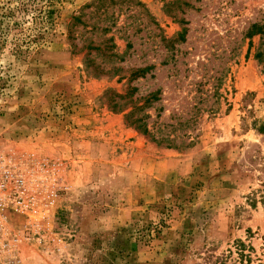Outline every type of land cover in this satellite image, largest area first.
<instances>
[{"label":"rangeland","instance_id":"1","mask_svg":"<svg viewBox=\"0 0 264 264\" xmlns=\"http://www.w3.org/2000/svg\"><path fill=\"white\" fill-rule=\"evenodd\" d=\"M96 1L0 0V264H264V0Z\"/></svg>","mask_w":264,"mask_h":264},{"label":"trees","instance_id":"2","mask_svg":"<svg viewBox=\"0 0 264 264\" xmlns=\"http://www.w3.org/2000/svg\"><path fill=\"white\" fill-rule=\"evenodd\" d=\"M102 2L103 0H97L96 4H99L100 6V3L102 4ZM127 2L129 3V5H134L136 7H142V8L144 7L143 4L138 0H127ZM143 10H145V7L143 8ZM73 20L74 21L72 24L74 25L80 22L81 18L79 16H74ZM260 29H261V26H259L258 24H252L251 30L249 31L248 34L251 36L257 31H260ZM130 46L131 44L128 43L127 47H130ZM95 49H100V46H95ZM256 55L257 57L261 56V52H258ZM149 68L150 66H145L143 68L136 69L135 72L145 73ZM263 71H264V63H263ZM152 98H153V94L149 95V97L146 98L145 101L149 102L150 99ZM117 105H118V102H115L114 106H117ZM143 108H144L143 105L130 106L129 111H127V113L125 114V119L127 123L133 126L136 130L143 133L144 135H147L152 141L156 142L157 144L165 143L166 146H169V147L172 146L174 137H171V134H166L162 137H157L155 136L153 131L150 130V128L148 127V123L146 122L147 118L149 117L148 114H144V113L141 114ZM251 251H253L251 246H247L244 242L238 240L237 242H235V246L233 249H227L226 254L223 253L221 256H216L211 262L214 264L215 263L217 264H236V262L238 261V264H249ZM234 254L236 255V257H233Z\"/></svg>","mask_w":264,"mask_h":264},{"label":"built area","instance_id":"3","mask_svg":"<svg viewBox=\"0 0 264 264\" xmlns=\"http://www.w3.org/2000/svg\"><path fill=\"white\" fill-rule=\"evenodd\" d=\"M6 178L7 175L4 174L0 166V219H6V212H9L10 209L14 211H23L27 206L20 196L18 185H16L17 188L14 191L13 200H11L10 194L6 192Z\"/></svg>","mask_w":264,"mask_h":264}]
</instances>
